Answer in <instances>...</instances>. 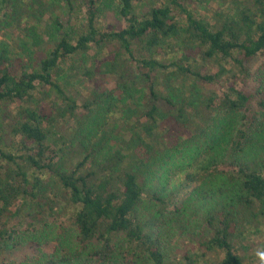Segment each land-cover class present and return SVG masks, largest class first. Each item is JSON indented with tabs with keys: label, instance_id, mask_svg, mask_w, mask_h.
<instances>
[{
	"label": "trees",
	"instance_id": "obj_1",
	"mask_svg": "<svg viewBox=\"0 0 264 264\" xmlns=\"http://www.w3.org/2000/svg\"><path fill=\"white\" fill-rule=\"evenodd\" d=\"M65 1L70 22L77 14L80 27L74 39L55 42L37 68L17 72L10 47L0 45V128L17 147L8 150V138L0 137V241L8 234L15 247L57 244L51 254L10 264H194L189 256L172 257L179 236L222 253L221 264H247L243 231L264 222V0L204 17L185 0H152L143 14L136 6L144 0H120L124 27L115 30L99 26L100 0ZM103 47L109 56L70 66ZM66 73L74 83L80 76L82 84L94 83L83 104L63 90ZM134 74L148 88L151 107L133 123L112 126L117 101L135 90ZM188 79L228 87L208 101L210 120L193 123L185 105L164 94L168 83ZM164 109L182 128L193 126L191 134L153 143ZM61 120L76 123L68 144L56 137ZM204 155L210 156L204 173L189 176L201 185L169 210L161 194L174 172ZM47 174L75 207V228L9 232L2 219L45 199ZM119 235L129 247L118 244Z\"/></svg>",
	"mask_w": 264,
	"mask_h": 264
},
{
	"label": "rangeland",
	"instance_id": "obj_2",
	"mask_svg": "<svg viewBox=\"0 0 264 264\" xmlns=\"http://www.w3.org/2000/svg\"><path fill=\"white\" fill-rule=\"evenodd\" d=\"M200 1L185 0L186 4L197 8L196 13L199 16L204 17L213 15L216 11L224 10L229 13L234 11L232 14H236L235 11L251 0H208V5ZM151 2L152 0H144L143 3L138 4L136 6L137 12L143 14L148 11ZM69 9V5L65 0H12L10 6L0 4V45L7 43L10 47L17 59V72L23 69L31 71L37 68L39 61L48 57L54 43L59 41L61 37L69 36V39L75 38L74 31L80 27L81 19L79 20V15L74 14L70 22ZM120 9V0H100L98 5L99 26L108 30L123 28L124 20L121 17ZM107 56H109L107 48H94L87 59H84V61L75 60L70 66H75V68H79L81 65L83 67L86 64L89 66L92 59L101 60ZM124 66L125 64L122 65V68ZM129 66L133 71L135 64L131 61ZM68 68L66 70H69ZM68 72L70 73V71ZM68 74L66 73L67 76L65 75L61 79L63 90L69 96L76 98L80 104H83L86 102L87 92L92 89L94 83L88 81L82 84L84 79L82 76H80L79 83H74L70 81ZM134 79L136 85H134L135 90L131 92V96L117 101L116 112L110 118V125L112 126H125L128 123H133L142 111H146L151 107V101L147 98L148 88L141 82L139 74H134ZM130 84L133 86L131 81ZM162 89L164 94L176 104L185 105L193 123H203L214 117V114L210 115L206 108L208 101L211 97L222 95L228 91L224 81L222 85L208 86L205 83L197 82L195 79H188L186 82L175 80ZM55 97L56 95L53 94L52 99L55 100ZM164 111L162 114L165 118L160 122L161 133L152 139L153 143L157 145L164 144L165 141H170L169 137L175 139L181 137L182 134L186 136L191 134L193 126L191 128H182L170 118L165 109ZM75 126L74 120L57 122L56 137L60 144L69 143ZM0 137L3 140L8 138V142L4 144L6 145L5 148L16 151L17 147L13 138L9 135L6 138L4 129L1 128ZM10 147L15 148L11 149ZM209 161L210 156L204 155L195 161L190 168L174 172L170 183L161 194V197L167 200L169 210L182 207L193 190L201 185L200 182L190 179L189 176L203 174V168L209 164ZM43 179L46 181L44 194L47 197L40 199V201L28 202L26 206L22 207L17 217H15L17 208H12L1 221L5 224L8 223L7 229L9 232L16 230L18 233L29 231L41 234L46 225L63 226L68 229L75 228L73 224L75 207L68 203L67 196L62 192L56 181L51 179L48 174L43 176ZM0 182H2V179H0ZM52 207L53 210H51ZM9 217L13 218L9 219ZM243 232L242 243L244 250L241 251V254L245 257L247 264H259L255 253L257 250L264 249V222L254 224L252 228L250 227ZM210 235L211 233L209 232L204 233L205 238L210 237ZM30 236H34V234L31 233ZM38 236L34 237L40 238V235ZM9 237L7 234L5 239L0 241V264L21 263L30 261L42 254H51L57 245L54 241L40 246L26 242L19 247H15L14 240ZM116 241L126 248L130 246L129 241L123 235H119ZM95 244L98 243L96 242ZM186 256L192 257L194 264H221L224 258L222 253L202 249L198 244L197 238L189 242L179 236L173 246L172 257L183 261Z\"/></svg>",
	"mask_w": 264,
	"mask_h": 264
},
{
	"label": "clouds",
	"instance_id": "obj_3",
	"mask_svg": "<svg viewBox=\"0 0 264 264\" xmlns=\"http://www.w3.org/2000/svg\"><path fill=\"white\" fill-rule=\"evenodd\" d=\"M255 255L258 257L259 264H264V249L257 250Z\"/></svg>",
	"mask_w": 264,
	"mask_h": 264
}]
</instances>
